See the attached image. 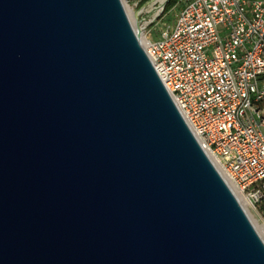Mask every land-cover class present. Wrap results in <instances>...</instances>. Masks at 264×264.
I'll use <instances>...</instances> for the list:
<instances>
[{
	"label": "water",
	"instance_id": "1",
	"mask_svg": "<svg viewBox=\"0 0 264 264\" xmlns=\"http://www.w3.org/2000/svg\"><path fill=\"white\" fill-rule=\"evenodd\" d=\"M0 264H264L123 0H0Z\"/></svg>",
	"mask_w": 264,
	"mask_h": 264
},
{
	"label": "built area",
	"instance_id": "2",
	"mask_svg": "<svg viewBox=\"0 0 264 264\" xmlns=\"http://www.w3.org/2000/svg\"><path fill=\"white\" fill-rule=\"evenodd\" d=\"M141 1L123 0L126 9ZM171 1L147 0L137 10L143 32ZM179 3L173 23L157 26L156 37L145 35L142 44L202 148L251 216L264 205V0Z\"/></svg>",
	"mask_w": 264,
	"mask_h": 264
},
{
	"label": "rangeland",
	"instance_id": "3",
	"mask_svg": "<svg viewBox=\"0 0 264 264\" xmlns=\"http://www.w3.org/2000/svg\"><path fill=\"white\" fill-rule=\"evenodd\" d=\"M146 1L147 0H143L138 5H135L134 3L130 2V7L133 8L135 11L140 10V8L144 5V3ZM180 7L181 6L179 3V0H173L172 4L169 3L166 7L165 12L162 13V15L155 22H152L146 28V30H144V32H143L144 36L146 35L149 37L150 33H152L153 37L155 38L157 26L160 27V26H166V25L172 24L174 21L176 13L180 10ZM140 18L141 17H138V20H140ZM142 23L140 22L141 25H142ZM261 105L264 106V102L261 103ZM263 130H264V128H263ZM261 207H262V209L251 211L252 214L250 217H252V219L254 221H256L257 224H264V205H262ZM254 225H255V223H254Z\"/></svg>",
	"mask_w": 264,
	"mask_h": 264
},
{
	"label": "bare ground",
	"instance_id": "4",
	"mask_svg": "<svg viewBox=\"0 0 264 264\" xmlns=\"http://www.w3.org/2000/svg\"><path fill=\"white\" fill-rule=\"evenodd\" d=\"M127 10H128L129 16H130L133 24L136 25L139 28V31H141V40H142V42L144 44V41H145V38H144L145 36L143 34L144 25H139V21H138V14L139 13H138V11H135L134 9L128 8V7H127ZM221 174L223 175L224 179L227 181V179L224 176V174L222 172H221ZM227 183L230 185V183L228 181H227ZM236 196L239 199V201L242 204V206L246 209L245 203L241 200V198L237 194H236ZM251 219H252V217H251ZM253 222L255 223V226H256L258 232L260 233L261 237L264 239V224H257L256 221H254V220H253Z\"/></svg>",
	"mask_w": 264,
	"mask_h": 264
},
{
	"label": "trees",
	"instance_id": "5",
	"mask_svg": "<svg viewBox=\"0 0 264 264\" xmlns=\"http://www.w3.org/2000/svg\"><path fill=\"white\" fill-rule=\"evenodd\" d=\"M173 0L170 2V4H172Z\"/></svg>",
	"mask_w": 264,
	"mask_h": 264
}]
</instances>
